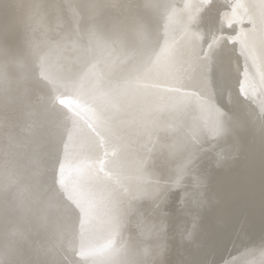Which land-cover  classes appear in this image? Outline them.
I'll list each match as a JSON object with an SVG mask.
<instances>
[{
	"label": "bare ground",
	"instance_id": "obj_1",
	"mask_svg": "<svg viewBox=\"0 0 264 264\" xmlns=\"http://www.w3.org/2000/svg\"><path fill=\"white\" fill-rule=\"evenodd\" d=\"M262 105L264 0H0V264H264Z\"/></svg>",
	"mask_w": 264,
	"mask_h": 264
},
{
	"label": "snow or ice",
	"instance_id": "obj_2",
	"mask_svg": "<svg viewBox=\"0 0 264 264\" xmlns=\"http://www.w3.org/2000/svg\"><path fill=\"white\" fill-rule=\"evenodd\" d=\"M240 85H243V83H241ZM243 94H244L243 91H241V95H243ZM261 111L264 112V105H262V107H261ZM101 125L104 126V122H103V121H101ZM104 163H105L104 160H100V161H99V164H100V166H101V167H100V170H101V171H103V165H104Z\"/></svg>",
	"mask_w": 264,
	"mask_h": 264
}]
</instances>
